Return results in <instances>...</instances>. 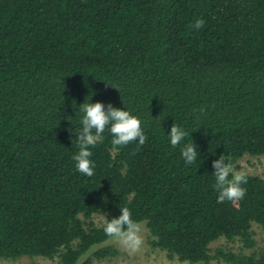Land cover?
I'll return each mask as SVG.
<instances>
[{"label":"trees","instance_id":"1","mask_svg":"<svg viewBox=\"0 0 264 264\" xmlns=\"http://www.w3.org/2000/svg\"><path fill=\"white\" fill-rule=\"evenodd\" d=\"M85 100L130 109L148 137L116 148L106 129L92 177L73 160ZM174 123L188 132L176 147ZM220 155H264V0H0V258L114 257L92 217L127 206L169 257L264 264V250L211 253L221 236L252 248V222L264 229L262 177L217 203Z\"/></svg>","mask_w":264,"mask_h":264},{"label":"clouds","instance_id":"2","mask_svg":"<svg viewBox=\"0 0 264 264\" xmlns=\"http://www.w3.org/2000/svg\"><path fill=\"white\" fill-rule=\"evenodd\" d=\"M206 21L203 18L197 19L192 25L194 29H200ZM75 107V106H74ZM82 114V129L77 134L79 151L74 155L75 167L81 174L92 177L94 175V161L91 159V148L102 140L103 133L107 129L113 139L114 147L127 146L138 141L143 146L148 139L143 129V122L139 115L133 114L130 109L114 107L111 103L107 106L103 102H85L78 108ZM169 134L170 143L173 147L178 146L188 132L177 123L171 127ZM182 157L187 164L194 163L198 158L197 146L195 143H187L181 149ZM215 184L214 189L218 192L217 203L226 200L235 202L246 195L247 189L243 186L247 183V176L243 172L234 170L230 155H220L213 161ZM104 233L116 239L124 246L137 250L142 239L140 236V225L133 220L129 207H121V214L112 219H106L103 223Z\"/></svg>","mask_w":264,"mask_h":264},{"label":"rangeland","instance_id":"3","mask_svg":"<svg viewBox=\"0 0 264 264\" xmlns=\"http://www.w3.org/2000/svg\"><path fill=\"white\" fill-rule=\"evenodd\" d=\"M233 167L237 172L255 174L264 179V155H245ZM80 217L84 218L82 215ZM105 218L106 215L104 213H95L92 220L99 226ZM139 225L142 243L137 250L126 247L116 239L111 238L106 243L114 245L119 250L118 255L105 259H94L93 264H229L220 258H213L208 263H190L188 261H182L177 257H169L167 251L151 244V235L145 222H141ZM251 230L256 241L254 247H244L238 237L230 239L221 236L210 243L211 253L214 254L218 248H223L235 253L258 255L264 250V229L260 224L253 221ZM58 260V256L54 258L23 256L15 260L0 258V264H56Z\"/></svg>","mask_w":264,"mask_h":264}]
</instances>
